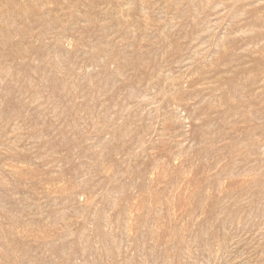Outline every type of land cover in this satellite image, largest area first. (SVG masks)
Masks as SVG:
<instances>
[{"label":"rangeland","instance_id":"obj_1","mask_svg":"<svg viewBox=\"0 0 264 264\" xmlns=\"http://www.w3.org/2000/svg\"><path fill=\"white\" fill-rule=\"evenodd\" d=\"M0 264H264V0H0Z\"/></svg>","mask_w":264,"mask_h":264}]
</instances>
